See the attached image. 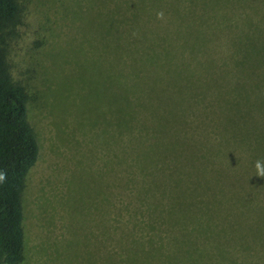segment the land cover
<instances>
[{
	"label": "rangeland",
	"instance_id": "1",
	"mask_svg": "<svg viewBox=\"0 0 264 264\" xmlns=\"http://www.w3.org/2000/svg\"><path fill=\"white\" fill-rule=\"evenodd\" d=\"M15 1L17 16L0 26V44L11 79L29 96L27 119L38 144L21 200V264H122L128 249L166 253L178 231L168 221L179 218L170 215L173 205L186 209L191 203L192 217L207 215L184 199L183 180L175 186L173 151L181 153L180 170L202 171L200 185H211L213 175L227 168L245 171L243 144H264V111H235L223 101L236 89L254 91L245 93L249 103L264 98V75L258 72L264 68L250 77L227 59L230 50L219 39L225 31L201 26L207 16L220 18L216 14L230 0L209 6L207 0ZM181 10L190 16L183 19ZM229 12L221 15L231 18L230 26L247 21L235 4ZM203 31L212 35L196 43ZM156 32L167 33L166 42L174 45L160 59L179 71L176 79L170 71L139 64V52L155 48ZM124 80L139 90L169 87L158 103L148 93L142 108L149 107L131 111L124 123ZM156 129L161 136L152 140ZM229 131L239 143L225 138ZM237 212L230 206L209 212L214 233L222 217L234 223ZM246 228L237 229L242 234ZM252 253L248 264H264V252Z\"/></svg>",
	"mask_w": 264,
	"mask_h": 264
},
{
	"label": "trees",
	"instance_id": "2",
	"mask_svg": "<svg viewBox=\"0 0 264 264\" xmlns=\"http://www.w3.org/2000/svg\"><path fill=\"white\" fill-rule=\"evenodd\" d=\"M207 1L208 6L211 2H216V0ZM228 4H235L239 8L238 15L247 20L243 26H237L235 23L230 26L229 20L231 18L221 15L230 14V5L222 6L223 9L227 8L226 11H219L216 14L220 15V18L216 17L214 20H210L215 23V28L211 25L208 16L206 21L201 23V26L206 25L215 31H225V34L219 36V39L221 44H225L230 50L227 59L252 77L255 73L254 69H257L258 66L264 68V0H230ZM208 6H205L206 9L208 8L205 11L211 12L212 6ZM243 6H246L249 12L245 11ZM17 8L15 0H0V26L10 23L16 18ZM173 9L177 10V8ZM181 11L183 19L190 16L189 12ZM193 16L198 20L201 19L198 15ZM226 34L227 37H225ZM211 35L205 31L195 35L196 43H204ZM167 38V33L158 35L156 32L155 48L140 51L139 64L151 68L155 67L156 70L170 71L174 76L173 79H176L180 75L179 71L177 69L171 70L167 66L168 61L165 58L160 59L165 50L170 51L169 46L174 47V45L166 42ZM4 54V49L0 44V177H3L0 178V264H21L24 258L21 200L27 174L37 160L38 144L27 119L29 96L22 85L11 79ZM134 60L137 59L134 58ZM258 72L264 75V70ZM123 75L124 78L128 77V72ZM128 81L124 80L121 94V111L124 123L130 118L131 111L138 109L140 111L149 107L142 108L148 93L151 92L154 96V102L158 103L163 99L166 87H169L168 85L161 89L142 87L139 90L134 83L130 84ZM174 82L171 84H175ZM202 86L207 85L202 83ZM136 89L140 92H136ZM178 92L175 91L174 93L179 96ZM253 92L236 89L229 98L223 99L224 105L233 110L235 106V111H264L263 97L256 96L254 101L249 103L250 98L245 93L254 94ZM130 96L137 98V100L131 102ZM238 99H240L239 103ZM138 103L139 106L134 108ZM211 105L212 108H215L214 104ZM159 133L157 129L153 130L154 136L149 138L156 140L158 136H161ZM165 135V133L162 134V136ZM225 138H232L233 144L239 143L238 138L232 132ZM147 143L146 137L145 144ZM243 146L247 154L245 171L237 174L234 170L227 168L223 175L218 173L213 175L212 180H210L211 185H209L208 180H203V185H200L199 174L203 173L202 171L198 174L193 171L184 172L180 170L178 167H182V164L177 161L176 157L180 156L181 153L173 151L174 157L170 162L174 163L173 166L171 165L175 169L173 173H177L173 174L177 175L175 186L176 183L183 180L184 199L188 198L191 202L199 205L197 212L207 215L194 218L191 210L187 209L191 203H187L186 209L185 207L181 209L178 202L177 205H173L170 215H176L179 218L176 221L168 220L175 225L174 227L178 228L177 236L172 240L171 246L165 248L167 252L161 254L160 251L154 250V252L145 248L128 249L121 263L248 264L253 257L252 252L254 250L264 252V199L259 200L258 198L261 193H264V178H258L255 175L257 162L264 167V144L245 143ZM191 154L188 156L189 159H191ZM203 159L206 157L203 156ZM207 161L204 162L207 163ZM206 163L202 162L199 166L204 167ZM192 167L194 165L190 164L189 168ZM168 170L170 173L172 172L171 168ZM228 206L234 208L235 211L239 210V212L228 214L231 217L234 214L236 217L234 223L226 222L228 219L223 217L222 221L217 222L215 232L217 241H215V228L213 231L208 213H214L220 209L224 210ZM195 215L196 213H194ZM153 224H156L155 220ZM243 225H246L247 228L245 232L240 234L238 229H241ZM223 227L232 232L231 236H227ZM150 228L152 227L150 226ZM207 232L209 236L205 237L204 234ZM237 258L240 261L238 263Z\"/></svg>",
	"mask_w": 264,
	"mask_h": 264
},
{
	"label": "clouds",
	"instance_id": "3",
	"mask_svg": "<svg viewBox=\"0 0 264 264\" xmlns=\"http://www.w3.org/2000/svg\"><path fill=\"white\" fill-rule=\"evenodd\" d=\"M162 15H163L162 13L158 14L159 17H162ZM255 167H256V173H255L256 177L264 178V167H262L259 162L256 163ZM0 178H3V177H0Z\"/></svg>",
	"mask_w": 264,
	"mask_h": 264
}]
</instances>
